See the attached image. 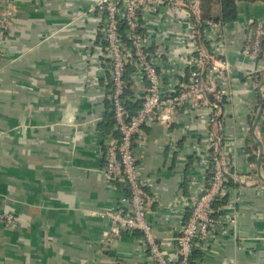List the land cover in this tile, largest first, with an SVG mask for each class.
I'll return each mask as SVG.
<instances>
[{
  "label": "crops",
  "instance_id": "0c3cea01",
  "mask_svg": "<svg viewBox=\"0 0 264 264\" xmlns=\"http://www.w3.org/2000/svg\"><path fill=\"white\" fill-rule=\"evenodd\" d=\"M97 1L12 0L0 54V215L12 218L0 219V264H150L142 234L115 233L99 214L123 202L120 183L104 170L115 124ZM7 3L0 0V17ZM238 11L224 29L235 65L224 145L237 176L229 194L237 224L194 264H264V60L242 54L248 26L264 20V0L240 1ZM203 115L187 106L171 127L146 126L137 141L150 220L171 255L184 200L197 197L209 174Z\"/></svg>",
  "mask_w": 264,
  "mask_h": 264
},
{
  "label": "built area",
  "instance_id": "2783aa9c",
  "mask_svg": "<svg viewBox=\"0 0 264 264\" xmlns=\"http://www.w3.org/2000/svg\"><path fill=\"white\" fill-rule=\"evenodd\" d=\"M95 6L101 13L100 56L115 118L105 146L104 170L109 179L120 183L123 202V207L99 214L110 217L115 233L140 232L139 247L150 264H194L197 251L237 224L235 203L229 200V179L237 176L224 145V111L233 94L235 66L225 52L226 24L202 19L201 0H98ZM156 15L160 20L154 19ZM12 20L13 2L8 0L0 17V54ZM242 54L250 60H264L263 19L248 26ZM258 77L255 69L249 77L253 87ZM130 82L133 99H142L135 113L126 106ZM187 106L204 111L210 179L203 181L196 198L184 200L186 208L171 255L150 220L152 200L140 169L137 141L145 126L171 127ZM225 198V214L219 215L214 205ZM0 218L9 221L12 217L1 214Z\"/></svg>",
  "mask_w": 264,
  "mask_h": 264
},
{
  "label": "trees",
  "instance_id": "16d2710c",
  "mask_svg": "<svg viewBox=\"0 0 264 264\" xmlns=\"http://www.w3.org/2000/svg\"><path fill=\"white\" fill-rule=\"evenodd\" d=\"M240 1H245V2H257L260 0H201V17L202 19L205 20H213L214 22H220V23H229V22H234L238 18V3ZM150 50H154V45L150 46ZM133 71L132 67L129 69V74ZM127 79L130 81V75L127 76ZM131 83V82H130ZM128 85L127 91H126V106L132 110L133 113H135L138 109H140L141 104H142V99H136L134 100L133 98V89H132V84ZM109 89V88H108ZM109 93V91L107 90ZM111 117L114 120L115 124V118H114V113L111 110ZM146 127V126H145ZM144 127V128H145ZM209 170V169H208ZM210 179V170L209 174L207 175V180ZM232 181V178L229 179V185ZM227 201V198H225L222 201H217L215 203V208L218 211V206L224 204ZM2 219V218H0ZM141 234L140 232H138ZM198 254V251L196 252ZM196 253H195V258H196Z\"/></svg>",
  "mask_w": 264,
  "mask_h": 264
}]
</instances>
